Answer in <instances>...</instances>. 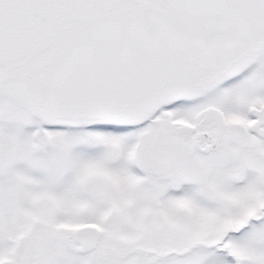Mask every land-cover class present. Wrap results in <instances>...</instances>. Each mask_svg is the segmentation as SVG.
I'll use <instances>...</instances> for the list:
<instances>
[{
    "label": "snow or ice",
    "instance_id": "snow-or-ice-1",
    "mask_svg": "<svg viewBox=\"0 0 264 264\" xmlns=\"http://www.w3.org/2000/svg\"><path fill=\"white\" fill-rule=\"evenodd\" d=\"M0 264H264V0H0Z\"/></svg>",
    "mask_w": 264,
    "mask_h": 264
}]
</instances>
